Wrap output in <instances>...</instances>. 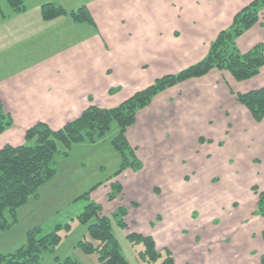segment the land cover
<instances>
[{
  "label": "rangeland",
  "instance_id": "rangeland-1",
  "mask_svg": "<svg viewBox=\"0 0 264 264\" xmlns=\"http://www.w3.org/2000/svg\"><path fill=\"white\" fill-rule=\"evenodd\" d=\"M88 1L24 0L26 13H16L6 0H0V19L3 14L7 16L0 20V77L11 69L7 66L8 50L18 66L45 53L38 52L45 41L39 48L29 50L37 33L26 35L20 31V23L37 21L44 4L63 5V9L75 11ZM78 25L79 28L65 31L74 41L93 30L87 23ZM243 44L248 46V42ZM244 46L236 42L241 53H245L242 52ZM231 79L232 89L225 88L223 104L217 102L219 96L217 104L205 99L204 93L208 90L204 88L196 90L195 95L193 89H187V95L192 97L187 102L192 119L185 128L171 129L167 121L156 140L148 124L136 122L130 127L126 137L142 165L137 172L126 169L115 176L121 165V158L111 145L118 132L116 123L111 124L101 140L73 144L67 157L62 155L63 148L59 146L61 153L55 156L54 177L18 208L17 221L0 231V253L9 254L20 248L27 241L29 230L38 227L42 234H47L60 225L59 242L53 252L41 255L40 264H56L55 257L61 262L70 258L76 264H99L98 252L86 253L79 245L80 241L94 246L98 242L77 219L87 204L80 197L97 187L91 200H95L102 207V215L104 212L110 219L112 234L127 264H151L142 256L143 243L133 242L128 237L130 234L153 238L161 253L155 264L161 262L167 250L172 255V252L177 253V262L186 261V264H260L264 252L259 260L256 252L262 249L264 233H259L252 225L254 217L259 216L253 215L257 196L251 189L257 187L258 191H264L260 189L264 187V120L254 122L246 108L237 102L235 94L263 87L264 75L240 82ZM121 85L125 87L124 83ZM131 90L123 89L117 97H107L111 102H104L100 97L96 105L114 108L142 89L126 98ZM216 107L221 113L211 115ZM3 111L7 113L4 108ZM11 119L13 122L12 116ZM200 139L204 140L203 144L199 143ZM31 144L25 140V135L0 137V149L5 145ZM112 183H118L121 188L119 195L109 201ZM120 208L127 211L125 229L114 216ZM4 215L10 219L8 210ZM183 245L192 247L195 255H187Z\"/></svg>",
  "mask_w": 264,
  "mask_h": 264
},
{
  "label": "crops",
  "instance_id": "crops-1",
  "mask_svg": "<svg viewBox=\"0 0 264 264\" xmlns=\"http://www.w3.org/2000/svg\"><path fill=\"white\" fill-rule=\"evenodd\" d=\"M252 1L90 0L84 6L95 25L92 31L75 41L65 31L79 28L80 23L69 15L49 21L41 16L35 22L20 23V31L26 35L37 33L29 50L39 48L45 41L38 51L45 53L18 66L8 50L7 66L11 69L0 77V103L12 116L13 125L4 135L21 137L38 122L46 123L53 130L59 129L76 119L89 105H96L100 97L104 102H111L109 98L117 97L123 89H132L128 98L149 87L157 78L176 74L199 62L218 33L229 28L234 16ZM1 18L7 16L3 14ZM236 42L239 46L248 42L244 51L240 49L242 52L257 43L264 44V9L259 21ZM263 75L264 67L256 77ZM230 76L227 72L212 70L204 77L171 87L140 110L135 123L148 124L156 140L167 121L171 129L185 128L192 119L187 107L192 97L187 95V89H193L195 95L196 90L204 88L208 90L204 93L205 99L223 104L225 88H231ZM213 113L220 114L221 109L216 107L210 112ZM96 191L90 193V199ZM252 225L259 233H264L263 218L254 217ZM260 242L263 244L261 239ZM183 246L187 255L193 253L192 247ZM263 252L264 244L260 252H256L258 260ZM172 253L175 264H186V261L177 262V253Z\"/></svg>",
  "mask_w": 264,
  "mask_h": 264
},
{
  "label": "trees",
  "instance_id": "trees-1",
  "mask_svg": "<svg viewBox=\"0 0 264 264\" xmlns=\"http://www.w3.org/2000/svg\"><path fill=\"white\" fill-rule=\"evenodd\" d=\"M6 1L14 12L26 9L24 0ZM263 9L264 0L252 1L234 16L229 28L218 33L202 60L176 74L156 79L152 85L136 92L120 105L108 109L89 105L76 119L57 130L51 129L46 123L38 122L25 132V140L32 142L31 145H5L1 148L0 231L13 225L17 221L18 208L25 204L29 197L36 196L39 188L54 177L55 156L61 153L62 148V155L67 157L73 144L101 140L110 130L111 124L116 123L118 132L111 145L120 156L121 165L115 176L126 169L137 172L142 165L131 148L126 133L128 128L134 125L137 113L148 107L158 94L190 79L204 77L212 70L227 72L239 82L259 75L264 67V45L256 44L249 51L241 53L236 47V41L259 21ZM65 15H69L75 22L95 25L86 6L70 13L54 3L41 7V16L45 21ZM235 96L254 122L260 123L264 120V86L245 94L237 93ZM12 125L11 116L3 111L0 104V135ZM199 143L203 144L204 140L200 139ZM59 146H62L61 150ZM96 188L80 197L85 199L87 204L77 219L98 244L94 246L91 242L80 241L79 245L86 253L98 252L99 264H127L112 234L110 219L102 215V207L90 199V193ZM120 188L118 183L111 184L109 201L119 195ZM251 190L257 196L253 215L264 219V191H258L257 187H252ZM5 210L9 211L10 219L5 217ZM126 215L127 211L124 208H120L114 215L118 217V225L123 229L126 228L124 222ZM59 227L60 225L56 226L47 234H42L38 227L29 230L27 241L20 248L13 253H0V264H40L41 255L47 251L53 252L59 242L60 237L57 234ZM128 237L133 242L141 241L144 245L142 256L151 264H155L161 253L157 251L153 238L140 234H130ZM54 259L56 264H76L70 258L62 262L57 257ZM159 264H175L173 255L167 250ZM260 264H264V253L260 256Z\"/></svg>",
  "mask_w": 264,
  "mask_h": 264
}]
</instances>
